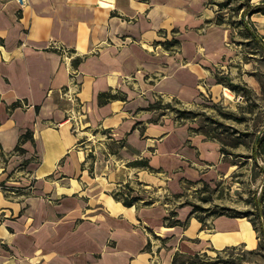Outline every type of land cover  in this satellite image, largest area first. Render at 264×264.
Here are the masks:
<instances>
[{
    "label": "crops",
    "instance_id": "crops-1",
    "mask_svg": "<svg viewBox=\"0 0 264 264\" xmlns=\"http://www.w3.org/2000/svg\"><path fill=\"white\" fill-rule=\"evenodd\" d=\"M111 1L0 0V151L24 159L21 179L32 178L22 192L0 191V264H171L175 251L255 248L246 217L202 223L179 207L175 217H188L186 225H164L165 192L185 191L186 179L198 184L226 166L215 136L149 106L161 97L184 110L219 90L216 72L250 70L219 15L225 0ZM248 19L243 40L264 55V13ZM253 76L234 79L259 89ZM103 91L115 96L100 102ZM28 128L32 138L16 151ZM143 158L154 170L130 163ZM126 182L141 203L113 198ZM241 218L251 224L252 246L240 237Z\"/></svg>",
    "mask_w": 264,
    "mask_h": 264
},
{
    "label": "rangeland",
    "instance_id": "rangeland-1",
    "mask_svg": "<svg viewBox=\"0 0 264 264\" xmlns=\"http://www.w3.org/2000/svg\"><path fill=\"white\" fill-rule=\"evenodd\" d=\"M225 1L228 4L223 5L225 7L219 15L222 22L229 23L235 30V37L238 39L234 43L239 46L238 50L242 52L243 60L249 63L250 70L243 71L239 66L226 74L216 72L219 90H212L208 95L200 97L197 103L185 106L192 112L176 111L179 104L175 99H172L170 109L163 108L162 111L165 114L172 112L178 121L187 122L192 132H205L207 138L215 136L223 149L221 158L226 168L213 173L210 179L205 180L207 183L201 181L198 184H188L180 197L174 196L172 192H165L161 199L166 204L167 214L179 207L192 209L193 206L195 213L201 216L210 211L222 210L225 214L249 219L255 211L254 202L258 197H263L264 202V55L253 40H243L250 35V30L242 22V18L249 22V13L245 11L248 10L247 0ZM243 73L247 78H252L255 73L260 88L250 89L246 83L234 79L236 75ZM226 78L237 84V87L231 88ZM225 87L226 90L223 89ZM156 99L161 104L165 102L161 97ZM156 111L159 117L163 113ZM256 138H261L262 142L253 150ZM24 163V159L14 162L0 155V166H5L0 191L4 190L9 195V191L22 192V188L31 183L32 178L29 176L26 180L21 179V176L26 177ZM16 179L25 182H9ZM141 194L142 197L149 195L146 191ZM137 202L141 203L139 200ZM255 236V248L237 246L217 251L208 250L198 257L193 253L183 254L178 257L176 264H264V238L257 236L256 231ZM161 242L164 244L165 241Z\"/></svg>",
    "mask_w": 264,
    "mask_h": 264
},
{
    "label": "trees",
    "instance_id": "trees-1",
    "mask_svg": "<svg viewBox=\"0 0 264 264\" xmlns=\"http://www.w3.org/2000/svg\"><path fill=\"white\" fill-rule=\"evenodd\" d=\"M226 3H227L226 1H223V3H220L219 6H223ZM246 7L248 10H245V11L250 13V14L254 11H261L264 13V0H262L256 4H252V5L247 4ZM217 22L218 23L220 22L219 18L217 19ZM245 23H247L246 26L249 25L247 21ZM251 34H254V29H253ZM171 42L172 41H168L165 45L168 46V44H170ZM226 81L231 88L237 87V84H234L230 80H226ZM113 96H115V94H113V93L111 94L108 91H103V92H100L98 94V99L101 102V101H104L105 98H112ZM17 103H19V102H16L14 104H17ZM149 106L150 107H161V108L166 107V108H169L171 106V103H166V104L161 105V103H159V101H155L154 104H150ZM35 108L37 109V106ZM177 111H179L181 113H184L186 111L192 112L191 110H186V109L177 110ZM31 138H32V131L28 128L25 133L20 135L17 143L15 144L14 149L16 151L23 152L24 149L22 147V143L28 139H31ZM260 142H262V139L256 138L253 150H255L257 148V146ZM120 144L122 145L123 143L120 142ZM221 150H223V149L221 148ZM263 151H264V149H263ZM256 153H257V151H256ZM0 155H1V157H5L4 153L2 151H0ZM130 163L137 165V166H140L142 168L144 167V168H147L150 170H154L148 164V160L146 158L133 160V161H130ZM185 182H187L188 184H195L198 181H192V180L186 179ZM203 182L207 183L205 181H203ZM133 190H134V187L131 184H129L128 182H126L120 187L119 190L113 191L112 196L115 199L117 198V199L121 200V202L124 205L130 206L131 204H135L138 200L141 199L137 194L132 193ZM173 195L180 197L181 195H183V193L182 192H174ZM150 202H151L150 200H144V204H148ZM254 208H255V211L252 212V217H249V221L252 223L254 230L257 232V236H259V237L263 236V238H264V202H263V197H258V200L254 202ZM195 212H196V210L193 209V206H192V209L189 212L188 217L189 216H195L202 223H204L203 221H204L205 217H207V216L215 217L216 215L225 214V212L222 210L210 211L208 214H205L202 216L196 214ZM226 215H228V214H226ZM245 215H246V213L244 214V216ZM175 216H176V211H174V210L172 212H170L168 215H165L164 219H163L164 225H166V226H174V224L186 225L188 217L184 221H181L180 219L176 218ZM228 216H238V215L230 214ZM263 242H264V240H263ZM148 244H149V242H148ZM183 254H185V253L175 251V254L173 255L171 264H176V260L178 259V257L182 256ZM193 254H194V256H197V257L201 255L200 253H193Z\"/></svg>",
    "mask_w": 264,
    "mask_h": 264
},
{
    "label": "bare ground",
    "instance_id": "bare-ground-1",
    "mask_svg": "<svg viewBox=\"0 0 264 264\" xmlns=\"http://www.w3.org/2000/svg\"><path fill=\"white\" fill-rule=\"evenodd\" d=\"M227 87L225 88V90ZM242 223L241 225V231H240V237H242L245 241L247 246H252L255 243L254 236H253V230L251 228L250 222L246 218H241ZM227 240V238H224V241ZM216 243L221 242L219 238H215Z\"/></svg>",
    "mask_w": 264,
    "mask_h": 264
},
{
    "label": "built area",
    "instance_id": "built-area-1",
    "mask_svg": "<svg viewBox=\"0 0 264 264\" xmlns=\"http://www.w3.org/2000/svg\"><path fill=\"white\" fill-rule=\"evenodd\" d=\"M19 3H21V5H23L22 0H18ZM112 1L111 0H97V4L101 5V6H105V7H109L111 5ZM54 47H56L57 49H59L62 52V56L64 58H68L69 56V50H67L64 46L54 43L53 44Z\"/></svg>",
    "mask_w": 264,
    "mask_h": 264
}]
</instances>
